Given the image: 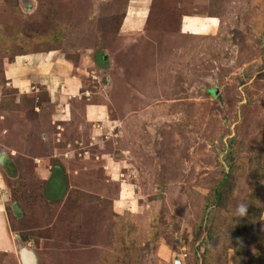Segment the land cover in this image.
Instances as JSON below:
<instances>
[{
	"label": "rangeland",
	"instance_id": "obj_1",
	"mask_svg": "<svg viewBox=\"0 0 264 264\" xmlns=\"http://www.w3.org/2000/svg\"><path fill=\"white\" fill-rule=\"evenodd\" d=\"M52 51L109 118L50 192L38 141L0 143L20 240L0 264H264V0H0V71Z\"/></svg>",
	"mask_w": 264,
	"mask_h": 264
},
{
	"label": "crops",
	"instance_id": "obj_2",
	"mask_svg": "<svg viewBox=\"0 0 264 264\" xmlns=\"http://www.w3.org/2000/svg\"><path fill=\"white\" fill-rule=\"evenodd\" d=\"M65 57L58 51L17 56L2 62L0 71V143L13 137L18 145L33 147L38 141L46 152L39 154L30 148L29 159L35 162L37 175L49 184V192L54 186L50 183L53 175L51 162L63 163L70 159L69 148L76 143V138L85 140L92 132L93 123L109 118L104 103L88 105L89 101L83 99L79 104L75 94L81 88L79 78L82 77L83 62L71 64ZM61 83H66L68 90L60 87ZM42 92L46 100L40 104L34 101L30 105L37 93L42 98ZM15 153L9 154L10 158L17 155ZM5 156L0 153V254L11 255L18 253L20 240L11 228L7 213L9 192L3 166ZM99 164L108 176L110 169L112 172L117 170L106 160Z\"/></svg>",
	"mask_w": 264,
	"mask_h": 264
},
{
	"label": "water",
	"instance_id": "obj_3",
	"mask_svg": "<svg viewBox=\"0 0 264 264\" xmlns=\"http://www.w3.org/2000/svg\"><path fill=\"white\" fill-rule=\"evenodd\" d=\"M19 255L23 264H35V258L28 251L21 250Z\"/></svg>",
	"mask_w": 264,
	"mask_h": 264
},
{
	"label": "clouds",
	"instance_id": "obj_4",
	"mask_svg": "<svg viewBox=\"0 0 264 264\" xmlns=\"http://www.w3.org/2000/svg\"><path fill=\"white\" fill-rule=\"evenodd\" d=\"M239 211L242 212V213H246L247 212L246 206L241 205L240 208H239Z\"/></svg>",
	"mask_w": 264,
	"mask_h": 264
},
{
	"label": "trees",
	"instance_id": "obj_5",
	"mask_svg": "<svg viewBox=\"0 0 264 264\" xmlns=\"http://www.w3.org/2000/svg\"><path fill=\"white\" fill-rule=\"evenodd\" d=\"M217 199H218V196H217Z\"/></svg>",
	"mask_w": 264,
	"mask_h": 264
}]
</instances>
